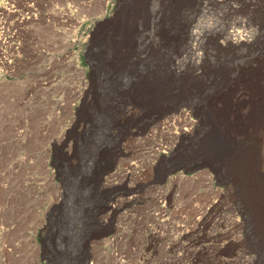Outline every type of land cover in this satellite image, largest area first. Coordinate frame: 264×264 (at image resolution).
<instances>
[{"label": "rangeland", "instance_id": "1", "mask_svg": "<svg viewBox=\"0 0 264 264\" xmlns=\"http://www.w3.org/2000/svg\"><path fill=\"white\" fill-rule=\"evenodd\" d=\"M228 2L0 0V264H264L213 33L264 28V0Z\"/></svg>", "mask_w": 264, "mask_h": 264}, {"label": "bare ground", "instance_id": "2", "mask_svg": "<svg viewBox=\"0 0 264 264\" xmlns=\"http://www.w3.org/2000/svg\"><path fill=\"white\" fill-rule=\"evenodd\" d=\"M213 1L218 2V3L219 1H222V4L223 2H225L224 4L227 5L226 8L231 9V10L233 9V6L228 2V0H213ZM243 22L244 21L240 20L239 22H237L235 26H231L227 30H214L213 31L215 35H218L216 44H215L216 49H218L220 52H225V53L231 50H238L237 54H234L233 52L230 53L229 55L230 65L225 71V73L223 72L224 73V76H223L224 77L223 79L224 88H228L231 85H235L238 90L235 94L233 93L232 95H230V97L227 96L224 104H221L219 102L220 103L219 105H221L220 106L221 108H219V112H220L219 116L221 120L220 119L219 120L222 121V123L225 122V128L229 134L236 136V137L240 136L239 138H242V140L243 138L244 140L245 139L250 140L251 142L255 143L254 146H256V148L258 145L259 148H261L260 150L261 155L264 156V28H260V30H244V29L239 30L240 27L244 28V26H242ZM200 37L201 36L198 32H196L195 30L194 31L190 30L189 32H187V35L185 37L186 41L180 45L181 46L180 48L186 45L187 47L186 54L189 56V58L192 57L191 60H194V63L196 62V64H197V61H199V59L201 58V57L199 58V54L196 53V51L199 50L198 47L200 46V42H199ZM252 40L255 41V44L248 46L247 42L252 41ZM241 47H244V48L239 51V48L241 49ZM237 59H242L243 61L242 67L241 65H239V63L236 62ZM171 66L175 67L176 69H178L179 67L174 62H172ZM243 97L246 98L245 102H244ZM241 101H243L245 108L242 112H239L238 110L234 109V107L232 106H233V103H241ZM221 112L223 113V115H221ZM250 147H253V146H250ZM255 152L256 151L254 150L245 151L242 154V158L241 157L240 158L244 160L245 163H247V165L246 166L243 165V168H242L243 173H246L245 174L246 179H244V184L246 186L245 188L248 194L247 198L251 202H254L257 207L258 204H262L261 203L262 199L260 198V194H263L264 196V180L262 179L263 184H259L257 183L258 181L257 182L255 181V179L259 180L258 179L259 175L257 176V173L255 172V169L257 170L258 168L256 167L254 168L255 162L258 160L257 156L255 155ZM240 166H242L241 163H240ZM212 170L214 171V169ZM260 175L263 178L264 171ZM111 177L112 175L105 178L104 181L107 184L110 183ZM243 185L242 187H244ZM166 193L167 192L159 193L156 196V202L162 203V204L167 203ZM263 196L261 197L264 198ZM263 205L261 206L263 207ZM261 206H259V208H261ZM259 214L260 215L264 214L263 208L260 209V211L258 212V215ZM164 216H165L164 211H161L158 216L156 215L154 217H158V219H161L160 220V223H161L163 222L162 219L164 218ZM203 220H204L203 216L196 218L192 222L193 228L190 229V231L188 232L186 231V233L184 234L188 242V245H189L188 247L190 246L192 247L194 245V231L197 229L198 230L201 229L203 225ZM232 224H233V227L234 225L237 226L236 223L232 222ZM151 233H150L151 236L155 235L154 232L152 233L153 235ZM171 246H174V242L171 244ZM186 253L189 254V258H190V260L188 261V264H194V249L187 250Z\"/></svg>", "mask_w": 264, "mask_h": 264}]
</instances>
